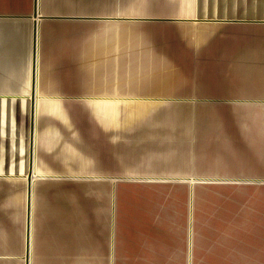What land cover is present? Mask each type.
<instances>
[{
	"label": "crops",
	"instance_id": "1",
	"mask_svg": "<svg viewBox=\"0 0 264 264\" xmlns=\"http://www.w3.org/2000/svg\"><path fill=\"white\" fill-rule=\"evenodd\" d=\"M33 8L0 15V242L102 264L126 185L222 178L256 199L223 253L263 264L264 0H39L36 36Z\"/></svg>",
	"mask_w": 264,
	"mask_h": 264
},
{
	"label": "rangeland",
	"instance_id": "2",
	"mask_svg": "<svg viewBox=\"0 0 264 264\" xmlns=\"http://www.w3.org/2000/svg\"><path fill=\"white\" fill-rule=\"evenodd\" d=\"M31 7L33 0H0V15L28 13ZM245 117L249 130L253 114ZM230 124L234 131V121ZM249 141L246 146L244 140H238L247 156L254 148ZM232 148L238 149L237 145ZM190 179L150 178L126 185L116 209V224L124 226V231L118 236L113 232V257L102 259V264H262V259L240 258L234 252L224 255L222 249L223 238L238 241L250 236V232L240 233V208L244 216L246 204L249 214L255 195L239 189L238 184L221 183L227 179ZM193 181L198 183L190 190ZM261 200L264 202V195H257V201ZM16 248L15 242H0V264H26L25 254L16 257L20 254ZM87 264L97 263L88 259Z\"/></svg>",
	"mask_w": 264,
	"mask_h": 264
},
{
	"label": "water",
	"instance_id": "3",
	"mask_svg": "<svg viewBox=\"0 0 264 264\" xmlns=\"http://www.w3.org/2000/svg\"><path fill=\"white\" fill-rule=\"evenodd\" d=\"M38 1L39 0H34V10H33V14L35 17H39V19H41V15H40V12H39V8H38ZM37 26H38V21L34 20V31H35V35H37ZM32 132L34 131V121H35V111H34V106H35V102H36V95H35V92L32 93ZM31 175L29 177V180H31ZM30 231V227L28 229ZM29 235V234H28ZM29 243V242H28ZM29 251L27 252L26 254V264H29L28 262V259H29Z\"/></svg>",
	"mask_w": 264,
	"mask_h": 264
},
{
	"label": "bare ground",
	"instance_id": "4",
	"mask_svg": "<svg viewBox=\"0 0 264 264\" xmlns=\"http://www.w3.org/2000/svg\"><path fill=\"white\" fill-rule=\"evenodd\" d=\"M33 18H34V20H36V21H38V24H39V20H37L39 17H35L34 16V14L33 15H31ZM37 33H38V26H37ZM36 36V35H35ZM36 47V46H35ZM35 54V53H34ZM36 60V59H35ZM34 63V62H33ZM36 63V62H35ZM34 68H36V67H34ZM35 71V70H34ZM32 99V98H31ZM32 133V132H31ZM32 155V154H31ZM29 177V176H28ZM35 180V179H34ZM33 180V181H34ZM31 258H29L28 259V262H29V264L31 263V260H30Z\"/></svg>",
	"mask_w": 264,
	"mask_h": 264
}]
</instances>
